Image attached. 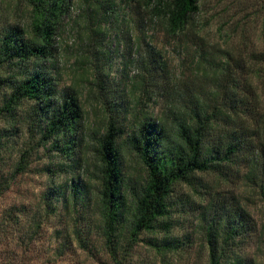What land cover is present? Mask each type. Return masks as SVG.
<instances>
[{
	"label": "trees",
	"instance_id": "obj_1",
	"mask_svg": "<svg viewBox=\"0 0 264 264\" xmlns=\"http://www.w3.org/2000/svg\"><path fill=\"white\" fill-rule=\"evenodd\" d=\"M256 1L250 15L254 36L244 35L246 31L236 22L238 40L222 45L209 41L193 21L200 0H83L78 16L93 21V27L88 28L90 41L96 42V35L106 38L116 9H129V4H134L141 21L147 16L150 22L160 24L168 37H190L184 46L191 57L189 68L191 74L204 80L190 86L162 80L166 60L146 43V50L137 59L141 72L133 76L130 85L135 113L126 121L123 113L130 108L112 88L109 74L97 65L82 69L90 75L86 80L102 113L100 124L94 126L88 123L91 112L83 108L79 89L74 84L59 88L55 75L43 66L57 56V35L72 0H19L26 23L0 24V70L7 73L0 75V116L9 117L23 102H29L28 141L12 173L0 179V197L18 175L29 170L38 148L48 152L51 144L73 165L82 159L77 156L84 150L89 154L86 172L97 184L95 204L102 222L103 247L114 264H125L127 251L142 232L165 234L148 240L162 256L180 247L178 239L167 235L172 224L168 221L174 206L172 195L177 185L195 189L194 182H200L198 175L209 174L215 184L203 185L209 189L205 191L209 197L204 199L196 222L202 248L207 251L206 264H240L232 253L237 241L252 233L255 221L232 187L245 184L264 209V0ZM103 42L93 44L95 53ZM134 49L139 53V48ZM163 83L169 88L162 87ZM159 88H165V110L152 118L146 112L145 100L155 99ZM129 153L144 171L136 181L138 186L131 188L123 169ZM213 188L215 191H210ZM77 191L74 184L70 196L75 199ZM59 194L61 191L48 188L41 194L38 204L46 217L52 210L51 199ZM126 222L127 242L121 246L119 237ZM35 223L30 237L40 228L41 221ZM75 232L83 246L84 239L78 230ZM19 263L30 264L23 260L4 262Z\"/></svg>",
	"mask_w": 264,
	"mask_h": 264
},
{
	"label": "rangeland",
	"instance_id": "obj_2",
	"mask_svg": "<svg viewBox=\"0 0 264 264\" xmlns=\"http://www.w3.org/2000/svg\"><path fill=\"white\" fill-rule=\"evenodd\" d=\"M72 2V8L57 35V56L52 61H46L43 66L47 72L55 75L59 88L74 84L79 89L83 108L91 112L89 124L99 125L102 113L97 110L96 96L87 83L90 75L82 69L97 65L109 74L112 88L120 92L124 103L130 108L127 114L123 113L125 120L130 121L135 113L130 85L133 76L141 72L137 59L146 50V43L159 50L166 60L162 80L170 84L186 82L189 86L204 82L200 76L191 74L189 68L191 57L185 52L184 46L190 37L182 36L179 40L168 37L163 27L150 22L147 16L141 21L134 4H129V9H116L106 38L103 35L93 37L98 43L104 41V45L99 47L100 51L95 53L93 44L96 42L90 41L88 35V28L93 27V21L78 16L82 14L83 0ZM256 3V0H200L193 21L209 41L229 45L231 41L238 40L239 30L236 31L234 26L236 22L240 23L241 31H246L244 35L254 36L255 24L250 15ZM18 4L19 0H0V24L3 21L26 23L27 16ZM132 44L139 48V53L130 47ZM6 74L0 70V75L4 77ZM161 85L169 88L168 84ZM164 90L159 88L155 99L145 100L146 112L152 118L159 117L165 110ZM2 102L0 92V106ZM30 107L29 102H23L9 117L0 116V179L12 173L28 141ZM54 149L56 147L51 144H48V152L38 148V152H34L31 157L29 170L18 175L10 189L0 197V264L21 260L30 264H114L103 247L102 222L95 204L97 184L91 179V174L86 172L85 161L89 159V154L80 151L76 156L80 155L82 159L73 165L70 159ZM46 168L47 174L44 172ZM123 169L126 184L130 188L138 186L136 181L143 177L144 171L131 153L125 155ZM198 178L200 182H194L195 189L186 184L177 185L172 195L174 206L168 219L172 224L167 235L178 239L180 247L162 256L150 246L148 240L152 237L160 239L165 234L158 231L142 232L134 246L127 251L125 264H206L207 251L202 248L196 222L201 205L206 203L204 199L209 197L205 192L209 189L205 190L203 185L213 186L215 179L209 174H199ZM74 184L78 185L75 199L70 196ZM47 188L48 191H61V194L51 199L52 210H48V217L38 204ZM228 188L230 186L224 187ZM215 189L210 191L214 192ZM231 190L240 197L255 221L252 233L237 241L232 257L238 259L240 264H264L262 203L245 184L240 183ZM37 220L41 221L40 228L30 237ZM127 228L128 222L124 224L119 237L121 246L127 242ZM76 230L80 232L79 237L84 239L85 246L78 243ZM24 249L27 252L24 253Z\"/></svg>",
	"mask_w": 264,
	"mask_h": 264
}]
</instances>
